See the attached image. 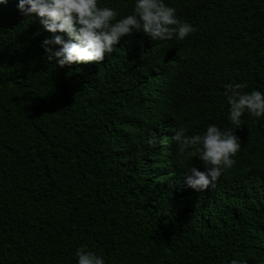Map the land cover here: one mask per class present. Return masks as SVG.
<instances>
[{"label":"trees","instance_id":"trees-1","mask_svg":"<svg viewBox=\"0 0 264 264\" xmlns=\"http://www.w3.org/2000/svg\"><path fill=\"white\" fill-rule=\"evenodd\" d=\"M17 2L0 5V264H76L81 244L107 264H264V122L241 117L235 165L203 191L169 130L232 127L226 83L264 91V0H166L196 25L184 40L134 32L64 67Z\"/></svg>","mask_w":264,"mask_h":264},{"label":"clouds","instance_id":"clouds-1","mask_svg":"<svg viewBox=\"0 0 264 264\" xmlns=\"http://www.w3.org/2000/svg\"><path fill=\"white\" fill-rule=\"evenodd\" d=\"M8 0H0L4 5ZM16 7L28 20L38 18L43 29L51 33L41 42L48 61L55 60L59 67L73 62L102 61L114 50L122 37L142 32L160 41L184 40L196 31V25L178 16L177 8L166 0H130V10L120 15L112 6H103L100 0H18ZM34 14V16H33ZM245 82L223 85L222 96L227 104V119L232 127L207 124L203 131L189 134L187 126L170 128L178 153L186 160L195 157L202 162L192 164L186 184L203 191L214 187L222 174L236 161L241 140L235 129L247 113L264 122V91L253 88L245 91ZM146 143L156 146L157 138L150 130ZM76 264H107L105 257L81 244L75 249ZM229 264H247L244 259H232Z\"/></svg>","mask_w":264,"mask_h":264}]
</instances>
